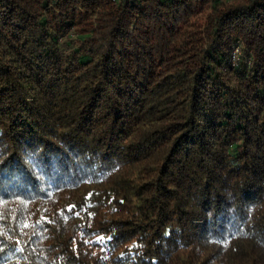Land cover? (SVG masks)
<instances>
[{
    "label": "trees",
    "instance_id": "1",
    "mask_svg": "<svg viewBox=\"0 0 264 264\" xmlns=\"http://www.w3.org/2000/svg\"><path fill=\"white\" fill-rule=\"evenodd\" d=\"M0 264H264V0H0Z\"/></svg>",
    "mask_w": 264,
    "mask_h": 264
},
{
    "label": "built area",
    "instance_id": "2",
    "mask_svg": "<svg viewBox=\"0 0 264 264\" xmlns=\"http://www.w3.org/2000/svg\"><path fill=\"white\" fill-rule=\"evenodd\" d=\"M235 50H236V49H235ZM237 52H238V50H237ZM233 59H234V60L237 59V57H236V52H235V51H234Z\"/></svg>",
    "mask_w": 264,
    "mask_h": 264
},
{
    "label": "rangeland",
    "instance_id": "3",
    "mask_svg": "<svg viewBox=\"0 0 264 264\" xmlns=\"http://www.w3.org/2000/svg\"><path fill=\"white\" fill-rule=\"evenodd\" d=\"M235 52H236V57H238V56L240 55L239 50H238V52H237V49H236Z\"/></svg>",
    "mask_w": 264,
    "mask_h": 264
}]
</instances>
